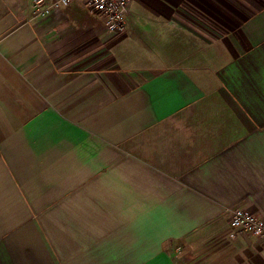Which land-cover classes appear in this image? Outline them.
Instances as JSON below:
<instances>
[{
  "label": "crops",
  "instance_id": "0c3cea01",
  "mask_svg": "<svg viewBox=\"0 0 264 264\" xmlns=\"http://www.w3.org/2000/svg\"><path fill=\"white\" fill-rule=\"evenodd\" d=\"M52 3L56 0H47ZM0 0V264H264V0Z\"/></svg>",
  "mask_w": 264,
  "mask_h": 264
},
{
  "label": "built area",
  "instance_id": "2783aa9c",
  "mask_svg": "<svg viewBox=\"0 0 264 264\" xmlns=\"http://www.w3.org/2000/svg\"><path fill=\"white\" fill-rule=\"evenodd\" d=\"M88 8L100 14L110 32H123L126 28L127 16L133 0H84ZM72 0H34V14L46 16L67 6ZM238 232H248L264 238V217L252 213L246 208L238 207L233 210L230 236L235 238Z\"/></svg>",
  "mask_w": 264,
  "mask_h": 264
}]
</instances>
